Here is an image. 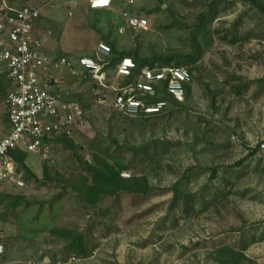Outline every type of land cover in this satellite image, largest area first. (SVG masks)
<instances>
[{"label":"rangeland","instance_id":"1","mask_svg":"<svg viewBox=\"0 0 264 264\" xmlns=\"http://www.w3.org/2000/svg\"><path fill=\"white\" fill-rule=\"evenodd\" d=\"M47 1L10 0L16 6ZM211 2L217 14L200 39L189 100L136 117L100 102L113 98L124 77L117 68L104 70L102 85L81 58L102 64L107 42L136 49L141 58L188 53L193 24ZM121 6L91 10L87 0H58L45 7L37 33L50 54L70 60L63 73L88 124L75 132L74 147L56 145L47 159L28 153L26 164L42 181L44 163L68 176L103 154L119 169L128 167L121 172L145 175L153 196L132 203L121 195L93 207L61 183L5 184L0 191L25 201L0 208L2 264L65 262L75 253L68 240L52 235L56 227L82 232L93 249L72 264H221L215 257L225 248L244 254L241 264H264V84L260 90L256 82L264 78L262 15L240 0H135L132 11L149 25L132 33ZM7 123L0 96V135ZM176 184L183 197L173 205Z\"/></svg>","mask_w":264,"mask_h":264},{"label":"built area","instance_id":"2","mask_svg":"<svg viewBox=\"0 0 264 264\" xmlns=\"http://www.w3.org/2000/svg\"><path fill=\"white\" fill-rule=\"evenodd\" d=\"M58 0H48L44 5L16 6L10 0H0V80L8 83L3 107L8 116V132L0 139V187L8 184L17 189H26L28 181L25 170L15 159L16 150L39 155L42 159L51 156L56 141L62 137L73 138L78 129L88 124L86 110L73 99L68 80L63 71L70 68L65 56L50 54L42 37L37 33V24L45 7ZM120 0H87L92 10L112 9ZM135 0H126L121 6V16L133 31L145 30L148 19L132 11ZM107 54L109 47L101 45ZM81 65L100 81L105 78L102 64L92 58L80 59ZM137 67L132 58H124L117 66V75L128 76ZM192 84V75L186 66H145L134 83L114 89L110 100L113 110L126 116L136 117L142 113L160 112L168 103H148L156 98L164 85L169 95L179 102L185 98L186 86ZM100 100V99H99ZM264 149V143L261 144ZM122 177H130L126 172ZM5 254L3 231L0 226V264ZM80 259L71 255L65 262L72 264Z\"/></svg>","mask_w":264,"mask_h":264},{"label":"trees","instance_id":"3","mask_svg":"<svg viewBox=\"0 0 264 264\" xmlns=\"http://www.w3.org/2000/svg\"><path fill=\"white\" fill-rule=\"evenodd\" d=\"M126 0H120L116 3L117 5H122ZM249 5L255 7L259 13L262 15L264 20V0H240ZM92 10V9H91ZM133 10V9H132ZM216 3L211 2L209 4V9L202 12L193 24L192 29V40H191V50L188 53H170L166 56L164 55H153L151 57H139L138 50H121L114 44L107 42L109 45L110 52L107 54L104 61L105 66L103 70L116 69L118 64L124 58H132L137 67L132 69L130 75L125 76L120 87L126 86L128 84L134 83L141 72V69L145 66L154 67L156 64L159 66H186L194 81L193 70L195 65L198 63L200 57L203 54V44L200 39L203 36L204 28L211 24V22L216 17ZM43 17V16H42ZM41 17V18H42ZM40 18V20H41ZM39 20V21H40ZM208 22V23H207ZM132 33L133 31L129 29ZM139 32V31H138ZM141 32V31H140ZM236 33L233 32L231 43L237 41ZM175 62V63H174ZM261 85L264 84V78L256 81ZM8 83L4 80H0V96L3 100L7 93ZM245 86L239 85V89H243ZM185 92L184 102L190 99L191 96V85H187ZM159 95L156 98L148 99V103L155 104L157 102L166 101L169 104L182 105L183 102H178L173 96L169 95L165 85L158 90ZM83 106V105H82ZM168 106L164 107L162 111L166 110ZM84 107V106H83ZM6 114V113H5ZM155 115L157 113H151ZM151 114L142 113L141 116H147ZM7 115V114H6ZM8 121V116H7ZM62 144L66 147H74L73 138L62 137L56 141V145ZM253 152L255 151L252 150ZM15 159L19 162L20 166L26 172L27 181L31 179L37 183L46 185L50 182L61 183L64 188H70L76 192L87 205L96 207L100 202L106 198H117L121 195L131 196L132 203H143L151 196H153V189L151 188L149 181L145 175H130V177H122L121 170L128 169L124 167L119 169L117 166L112 164L109 159L103 154H94L93 160L87 165L86 168H78L75 173L65 176L59 170H51L47 163L43 164V180L40 181L36 174L32 172L29 166L26 164L28 154L23 151L16 150L14 152ZM178 184L173 188L174 200L173 205L176 204L181 196L178 194ZM25 198L23 196H18L12 193H7L0 191V208L16 209L21 207L24 203ZM173 207V206H171ZM52 235L58 238H64L69 241L67 249L69 252H74L75 255L81 259H86L92 256L93 249L87 243L85 235L82 232L74 230L73 228H54L52 230ZM244 254L241 252H235L228 248L218 250L215 260L221 264H241V259L245 258ZM249 264H259L255 261H250Z\"/></svg>","mask_w":264,"mask_h":264},{"label":"crops","instance_id":"4","mask_svg":"<svg viewBox=\"0 0 264 264\" xmlns=\"http://www.w3.org/2000/svg\"><path fill=\"white\" fill-rule=\"evenodd\" d=\"M7 127H8V129H9L8 123H7ZM8 129L5 131V133H4V134H1V135H0V139H1L3 136H5V135L7 134V132H8Z\"/></svg>","mask_w":264,"mask_h":264}]
</instances>
